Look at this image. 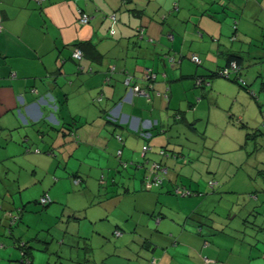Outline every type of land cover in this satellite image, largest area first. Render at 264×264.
I'll list each match as a JSON object with an SVG mask.
<instances>
[{
  "label": "crops",
  "instance_id": "1",
  "mask_svg": "<svg viewBox=\"0 0 264 264\" xmlns=\"http://www.w3.org/2000/svg\"><path fill=\"white\" fill-rule=\"evenodd\" d=\"M0 11V264H264V0Z\"/></svg>",
  "mask_w": 264,
  "mask_h": 264
},
{
  "label": "trees",
  "instance_id": "2",
  "mask_svg": "<svg viewBox=\"0 0 264 264\" xmlns=\"http://www.w3.org/2000/svg\"><path fill=\"white\" fill-rule=\"evenodd\" d=\"M243 59H244V57L241 54L233 52V53L228 55L227 63L224 67H222L221 69H218V70H211V72H209L205 75H202V77L206 78V76H211V77L223 76L225 78L232 79L233 81L237 82L239 84V86L252 91V88L250 89V83L248 81H246V79H244V77L242 75ZM234 63L236 64V66L233 65ZM204 81H206V80L205 79L202 80V82H204ZM160 172L161 171H159L158 169H155V171H154L153 178L158 177L157 184H160L162 182V176H161ZM157 184L154 183V185H157Z\"/></svg>",
  "mask_w": 264,
  "mask_h": 264
},
{
  "label": "built area",
  "instance_id": "3",
  "mask_svg": "<svg viewBox=\"0 0 264 264\" xmlns=\"http://www.w3.org/2000/svg\"><path fill=\"white\" fill-rule=\"evenodd\" d=\"M34 1H37V2L41 3V2H43L44 0H34ZM78 13H79V21H80L81 23H88V22L90 21V19H91V15H90L89 13H87L85 10H83V9H79V10H78ZM112 18H113L114 21L116 20V16H115V15H114ZM2 19H3V15H2V12L0 11V28H1V22H2ZM112 32H115V29H114V28L112 29ZM74 56L77 57V58H81V57H82V51H81L80 49L76 50V51L74 52ZM192 59H193L195 62H197V63L201 62V58H200L198 55H196V54H194V55L192 56ZM233 65L236 66L235 63H234ZM227 71H228V70H227ZM128 82L130 83V80H128ZM131 90H132V91H135V92H137V93L148 94L147 91H146L145 89H143L140 85H137V84H136V85H133V86L131 87ZM145 135H146V136H149L148 134H145ZM148 147H149V146L146 144V145L144 146V149L147 150ZM156 166L159 167V165H157V164H156ZM77 180H78V179H77ZM157 181H158V177H155V178H153V179H151V180L148 181L147 186L150 188V187H152V186L154 185V183L157 184ZM40 201H41V203H43V204H48V203H50V202L52 201V198H51V196H50L49 194H46V195H43V196L41 197ZM118 234L120 235L121 232H118ZM153 263H154V262H153Z\"/></svg>",
  "mask_w": 264,
  "mask_h": 264
},
{
  "label": "rangeland",
  "instance_id": "4",
  "mask_svg": "<svg viewBox=\"0 0 264 264\" xmlns=\"http://www.w3.org/2000/svg\"><path fill=\"white\" fill-rule=\"evenodd\" d=\"M255 74V73H254ZM261 87V85H258V84H250V89L252 88V89H254V90H257L256 88L257 87ZM246 91V90H245ZM248 94H250V90L249 91H246ZM252 92H254V91H251V93ZM245 154H246V150L244 149V150H239V151H236V152H233V154H231L232 155V157H233V159H234V162H237V164H238V166L240 165L239 164V162H241V160L244 158V156H245ZM256 156V154L254 155V157ZM244 168H246V169H248V172H250L249 171V169L251 168L252 169V167H251V159H250V161H249V163L244 167ZM183 169L186 171V172H189L190 174L191 173H193V169H191L190 167H183ZM237 169L238 168H236L235 169V172L237 171ZM240 175H241V173H239V175L235 178V180H234V182H233V184L235 185V186H238V184H239V177H240ZM75 199V198H74Z\"/></svg>",
  "mask_w": 264,
  "mask_h": 264
}]
</instances>
